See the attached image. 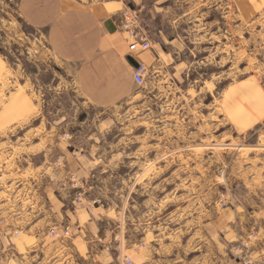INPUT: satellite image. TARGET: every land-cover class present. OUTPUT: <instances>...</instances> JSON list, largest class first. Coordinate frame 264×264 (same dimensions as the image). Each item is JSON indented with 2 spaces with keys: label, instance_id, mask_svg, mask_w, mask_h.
<instances>
[{
  "label": "rangeland",
  "instance_id": "obj_1",
  "mask_svg": "<svg viewBox=\"0 0 264 264\" xmlns=\"http://www.w3.org/2000/svg\"><path fill=\"white\" fill-rule=\"evenodd\" d=\"M19 1L0 0V231L32 207L39 243L0 264H264V0H77L131 9L170 52L110 108Z\"/></svg>",
  "mask_w": 264,
  "mask_h": 264
},
{
  "label": "crops",
  "instance_id": "obj_2",
  "mask_svg": "<svg viewBox=\"0 0 264 264\" xmlns=\"http://www.w3.org/2000/svg\"><path fill=\"white\" fill-rule=\"evenodd\" d=\"M117 3L123 9L128 8L123 0ZM106 4L110 3L88 5L77 0L19 1L22 19L29 26L45 32L52 52L75 68L76 83L82 97L90 105L98 108L117 106L137 87L134 72L138 67L129 60V57H132L139 67H143L145 75L161 65L163 58L167 59L170 53L165 44L162 46L154 40H151L150 49L131 52L128 37L121 27L122 13L108 11ZM174 41L171 40L170 43ZM64 157L65 161L70 163L92 162V158L88 155H78L75 152ZM80 173L85 175L86 171L82 170ZM53 189V185L46 188L49 203L53 202L55 196ZM90 203L92 206L86 203L76 211L75 221L79 219L77 222L79 228L82 223L97 225V219H94L95 213H98L101 208L103 211L106 210L104 205L98 204L96 200ZM30 211L31 219L26 226L28 231L25 234L13 236L8 230L4 233L0 231V245H3V250H0V263L5 259L13 261V255L17 258L32 252L21 250L23 247L27 249L38 245L39 222L37 215L32 212V207ZM2 215H5V211H0V216ZM13 225L17 229L21 223L15 219ZM20 228L25 227L22 224ZM19 231L22 232V230ZM75 238L82 240L80 236ZM7 245L9 249L15 247L17 250L6 252Z\"/></svg>",
  "mask_w": 264,
  "mask_h": 264
},
{
  "label": "built area",
  "instance_id": "obj_3",
  "mask_svg": "<svg viewBox=\"0 0 264 264\" xmlns=\"http://www.w3.org/2000/svg\"><path fill=\"white\" fill-rule=\"evenodd\" d=\"M125 21L122 23V28L126 32L129 40V49L131 52H138L150 49L151 39L148 33L143 29L141 23L138 21L137 16H134V11L131 9L126 10ZM135 82L142 86L145 83V75L143 67H138L134 72ZM131 259L127 257L126 262L131 263Z\"/></svg>",
  "mask_w": 264,
  "mask_h": 264
},
{
  "label": "water",
  "instance_id": "obj_4",
  "mask_svg": "<svg viewBox=\"0 0 264 264\" xmlns=\"http://www.w3.org/2000/svg\"><path fill=\"white\" fill-rule=\"evenodd\" d=\"M129 60L134 64L136 65L137 67H139V64L132 58V57H129Z\"/></svg>",
  "mask_w": 264,
  "mask_h": 264
},
{
  "label": "bare ground",
  "instance_id": "obj_5",
  "mask_svg": "<svg viewBox=\"0 0 264 264\" xmlns=\"http://www.w3.org/2000/svg\"><path fill=\"white\" fill-rule=\"evenodd\" d=\"M20 145V144H19Z\"/></svg>",
  "mask_w": 264,
  "mask_h": 264
}]
</instances>
